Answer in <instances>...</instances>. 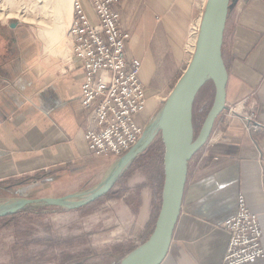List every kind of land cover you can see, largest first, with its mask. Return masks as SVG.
Listing matches in <instances>:
<instances>
[{"label":"crops","instance_id":"obj_1","mask_svg":"<svg viewBox=\"0 0 264 264\" xmlns=\"http://www.w3.org/2000/svg\"><path fill=\"white\" fill-rule=\"evenodd\" d=\"M138 1L121 0L119 5L129 32L130 14L162 8V12L178 14L177 23L192 30L191 35L194 26H201L207 3L200 0L196 9L195 0H149L152 6ZM137 44L130 38L126 51L130 59L142 61L140 76L148 101L137 120L144 128V119L158 106L154 91L161 84L152 81L155 63L169 50L183 59V41H143L138 48ZM188 53L192 59L194 52ZM223 57L229 73L226 106L255 105L259 126L248 129L241 114L231 117L227 125L217 119L210 136L213 140L189 165L181 213L161 264H222L229 240L224 222L236 213L241 193L259 214L264 246V0L233 1ZM85 78L83 62L68 41H41L31 25L0 21V189L51 197L44 189H51L73 167L114 160L110 172L118 167L123 171L145 151L143 140L119 157L104 159L91 152L86 138L88 111L81 102ZM137 182L135 202L122 196L114 203L121 222L109 233L120 238L117 248L110 251L111 264H118L143 243L154 226L153 210L158 204L154 187ZM246 264H264V257Z\"/></svg>","mask_w":264,"mask_h":264},{"label":"rangeland","instance_id":"obj_2","mask_svg":"<svg viewBox=\"0 0 264 264\" xmlns=\"http://www.w3.org/2000/svg\"><path fill=\"white\" fill-rule=\"evenodd\" d=\"M35 1L40 5L44 3L45 6L54 4L53 0ZM141 1L144 5L152 6L149 0H139L138 3ZM199 1L193 2V7L196 9H198ZM13 2L17 3L16 0H12ZM12 3L11 0H0V6L2 5L0 12L4 11L3 7H10ZM120 3L121 0L117 8L121 14ZM86 7L91 10L88 1H86ZM183 8L187 10L189 6L185 5ZM162 10V8L150 9L130 14L131 33L126 29L130 34L129 39L137 41V48L143 41L145 43L148 41H183V47L180 48L183 59L169 50L155 63L152 81L154 84H161V87L154 91L155 100L158 102L157 109L143 122L144 135L140 141L144 140V143L146 141L145 151L139 153L123 171L118 167L114 172H110L114 160L95 163L93 166L83 168L73 167L64 176L61 175L51 189H44V194H51L53 199L29 203L17 210L14 208L19 206L22 196L25 195L19 194L18 190L0 189V214L13 212V215L0 216V264H111L110 251L117 248L116 244L120 238L109 237V233L121 222V218L115 213L114 203L122 196L127 202H135L138 194L137 188H139L137 181L149 183L154 187L156 200H158L153 210L155 224L164 182L163 130L158 124L160 109L167 100L169 92L183 74V69L186 70L189 65L188 60L191 61L189 59L191 54L188 52L193 53L196 49L195 46H191V43L197 45L196 39L193 38L194 34L191 35L192 30L184 29L183 26L181 28L177 23L179 15L173 13L171 15ZM15 20L18 23L31 25L41 41H50L44 31L43 22L25 20L18 15L0 16V21L11 23ZM71 23L72 18L62 37L65 42H69L67 31ZM167 24L170 26L168 27ZM190 35L192 38L189 40ZM214 95V83L208 80L194 103L196 133L211 107ZM218 120L220 123V119ZM201 149L196 152L195 156ZM132 182L134 185L131 184ZM35 194L33 192L32 195L25 197H39ZM92 197H94L93 200L84 203ZM5 198L11 199L7 201ZM60 202L67 203V205Z\"/></svg>","mask_w":264,"mask_h":264},{"label":"built area","instance_id":"obj_3","mask_svg":"<svg viewBox=\"0 0 264 264\" xmlns=\"http://www.w3.org/2000/svg\"><path fill=\"white\" fill-rule=\"evenodd\" d=\"M86 1L91 10L87 9ZM119 2L74 0L67 34L72 52L81 59L86 71L81 102L88 111V145L92 153L104 159L122 156L138 144L144 128L137 115L145 110L148 101L140 76L142 61L127 55L130 34L123 26ZM193 30L197 44L200 26H194ZM191 46L196 47L195 43ZM242 103L224 108L218 118L222 124L227 125L231 117L241 114L248 129L259 126L255 105ZM224 226L229 240L222 264H246L264 257L259 214L250 208L243 193L239 195L236 213Z\"/></svg>","mask_w":264,"mask_h":264},{"label":"water","instance_id":"obj_4","mask_svg":"<svg viewBox=\"0 0 264 264\" xmlns=\"http://www.w3.org/2000/svg\"><path fill=\"white\" fill-rule=\"evenodd\" d=\"M230 6L231 0H207L194 55L168 96L162 112L164 183L155 224L149 237L118 264H161L167 256L181 213L190 160L207 143L217 117L226 107L229 73L223 57V44ZM17 24V20L11 22L12 26ZM208 80L214 83L215 95L196 133L194 103ZM51 199L27 198L14 210Z\"/></svg>","mask_w":264,"mask_h":264},{"label":"bare ground","instance_id":"obj_5","mask_svg":"<svg viewBox=\"0 0 264 264\" xmlns=\"http://www.w3.org/2000/svg\"><path fill=\"white\" fill-rule=\"evenodd\" d=\"M16 1L17 3H12L11 0L10 7H3L4 11L0 12V16L18 15L25 20L41 21L45 25L44 31L51 42L63 41L62 37L73 17L74 0H53V6H45L44 3L40 5L35 0Z\"/></svg>","mask_w":264,"mask_h":264},{"label":"trees","instance_id":"obj_6","mask_svg":"<svg viewBox=\"0 0 264 264\" xmlns=\"http://www.w3.org/2000/svg\"><path fill=\"white\" fill-rule=\"evenodd\" d=\"M231 4H232V0H231ZM194 122H195V117H194ZM162 142H163V140H162ZM163 144H164V142H163ZM163 154H164V151H163ZM163 156V158H164V155H162ZM164 183V182H163ZM22 209H24V208H22ZM16 212V211H15ZM9 216V215H13V212H9V213H1L0 214V216Z\"/></svg>","mask_w":264,"mask_h":264}]
</instances>
